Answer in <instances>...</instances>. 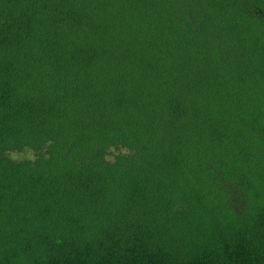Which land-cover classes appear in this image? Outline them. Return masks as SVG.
<instances>
[{
  "label": "trees",
  "instance_id": "1",
  "mask_svg": "<svg viewBox=\"0 0 264 264\" xmlns=\"http://www.w3.org/2000/svg\"><path fill=\"white\" fill-rule=\"evenodd\" d=\"M0 264H264V0H0Z\"/></svg>",
  "mask_w": 264,
  "mask_h": 264
},
{
  "label": "rangeland",
  "instance_id": "2",
  "mask_svg": "<svg viewBox=\"0 0 264 264\" xmlns=\"http://www.w3.org/2000/svg\"><path fill=\"white\" fill-rule=\"evenodd\" d=\"M14 159L22 160V159H33L34 151L30 149L22 150L20 152H14L10 155Z\"/></svg>",
  "mask_w": 264,
  "mask_h": 264
}]
</instances>
